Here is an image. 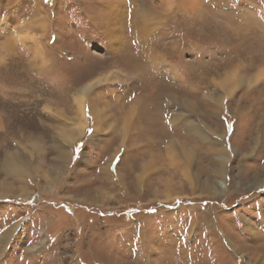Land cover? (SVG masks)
I'll list each match as a JSON object with an SVG mask.
<instances>
[{
  "label": "rangeland",
  "instance_id": "obj_1",
  "mask_svg": "<svg viewBox=\"0 0 264 264\" xmlns=\"http://www.w3.org/2000/svg\"><path fill=\"white\" fill-rule=\"evenodd\" d=\"M4 38L0 264H264V0H0Z\"/></svg>",
  "mask_w": 264,
  "mask_h": 264
},
{
  "label": "crops",
  "instance_id": "obj_2",
  "mask_svg": "<svg viewBox=\"0 0 264 264\" xmlns=\"http://www.w3.org/2000/svg\"><path fill=\"white\" fill-rule=\"evenodd\" d=\"M4 39H5V41L2 42V44H0V53L4 52V51L5 52L6 51H12V47H11V43H10L9 39H7V38H4ZM37 53H39V52H37ZM0 61H1V57H0Z\"/></svg>",
  "mask_w": 264,
  "mask_h": 264
},
{
  "label": "bare ground",
  "instance_id": "obj_3",
  "mask_svg": "<svg viewBox=\"0 0 264 264\" xmlns=\"http://www.w3.org/2000/svg\"><path fill=\"white\" fill-rule=\"evenodd\" d=\"M142 23H143V25H144V23H145V20L144 21H142ZM146 24V23H145ZM147 25V24H146ZM142 29V28H141ZM140 29V30H141ZM85 90H87V88L85 87ZM83 91V90H82ZM83 93H84V91H83ZM82 108H84V105H82ZM10 165V167L12 168V169H14V167L11 165V164H9ZM6 169H7V171H9V172H13V170L12 169H9L8 168V166H7V164H6ZM222 184V183H221Z\"/></svg>",
  "mask_w": 264,
  "mask_h": 264
}]
</instances>
